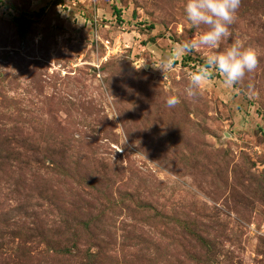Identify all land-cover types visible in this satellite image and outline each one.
Wrapping results in <instances>:
<instances>
[{
    "label": "rangeland",
    "instance_id": "rangeland-1",
    "mask_svg": "<svg viewBox=\"0 0 264 264\" xmlns=\"http://www.w3.org/2000/svg\"><path fill=\"white\" fill-rule=\"evenodd\" d=\"M184 3L0 0V264H264V0L215 50L256 68L196 97L208 49L151 67L203 30Z\"/></svg>",
    "mask_w": 264,
    "mask_h": 264
},
{
    "label": "clouds",
    "instance_id": "clouds-1",
    "mask_svg": "<svg viewBox=\"0 0 264 264\" xmlns=\"http://www.w3.org/2000/svg\"><path fill=\"white\" fill-rule=\"evenodd\" d=\"M240 0H185L183 11L186 19L194 28H203L195 39L179 42L172 52L158 61L151 60V67L162 72L171 70L175 60L183 55L206 48L209 51L202 58V63L187 73L186 85L183 89L187 97L199 95L202 85L214 74L226 87L237 85L257 66V55L254 50L246 47L239 40H234L222 51H215L222 41L228 40L232 33L230 26L235 20V14ZM133 68L139 70L147 67L145 62L139 66L133 63ZM180 102L177 94L165 98V104L174 107Z\"/></svg>",
    "mask_w": 264,
    "mask_h": 264
},
{
    "label": "trees",
    "instance_id": "trees-1",
    "mask_svg": "<svg viewBox=\"0 0 264 264\" xmlns=\"http://www.w3.org/2000/svg\"><path fill=\"white\" fill-rule=\"evenodd\" d=\"M114 11H115L116 14L118 13V9L117 8H114ZM16 19L18 20V25L20 27V30H23L25 28L23 17L22 16H17Z\"/></svg>",
    "mask_w": 264,
    "mask_h": 264
}]
</instances>
